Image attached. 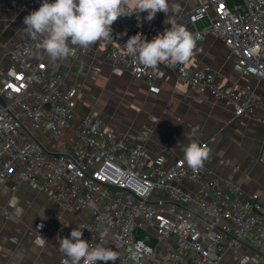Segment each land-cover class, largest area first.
I'll return each instance as SVG.
<instances>
[{
    "label": "built area",
    "instance_id": "2783aa9c",
    "mask_svg": "<svg viewBox=\"0 0 264 264\" xmlns=\"http://www.w3.org/2000/svg\"><path fill=\"white\" fill-rule=\"evenodd\" d=\"M4 1L24 16L42 3ZM197 1L182 20H205L194 33L222 39L243 72L264 81V0ZM140 17H121L112 25L105 53L158 92L156 73L124 48L138 33L151 40L164 32ZM36 44L25 34L0 53V179L10 180L13 191L27 183L71 214L89 213L75 224L50 212L34 223L37 234L53 235L59 250V239L70 238L79 225L89 243H104L103 233L106 246L118 253L115 264H230L228 250L264 249V195H247L205 163L193 171L183 156L150 155L93 113L79 117V88H68L62 72L49 70ZM162 64L179 83L214 97L236 117L264 125V92L223 82L208 64ZM58 143L64 148L57 149ZM259 161L264 165V139Z\"/></svg>",
    "mask_w": 264,
    "mask_h": 264
},
{
    "label": "crops",
    "instance_id": "0c3cea01",
    "mask_svg": "<svg viewBox=\"0 0 264 264\" xmlns=\"http://www.w3.org/2000/svg\"><path fill=\"white\" fill-rule=\"evenodd\" d=\"M169 3L175 6L168 14L169 21L184 25L196 37L194 53L188 61L190 66L208 64L219 80L240 82L264 92V81L246 75L236 58L229 56L230 49L222 39L194 33L205 25V20L194 24L182 20L183 14L197 6V0H169ZM140 15L146 17L147 13ZM166 18L163 12H158L152 21L165 31L171 27L165 23ZM47 63L51 72L65 75L68 88H79L76 101L79 117L93 113L106 128L125 136L131 144L144 146L150 155L164 153L171 160L183 156V147L192 139L188 133L196 129L195 139L210 149L205 164L213 173L238 182L247 195H264V165L259 161L264 125L248 116L236 117L214 97L179 83L173 69L162 63L150 68L156 73L154 83L159 87L154 92L147 80L134 77L122 64L107 57L103 41L87 50L77 49L63 61L50 63L47 58ZM56 148L63 149L64 143L56 144ZM50 212L75 224L89 216L63 210L45 192L27 183L21 190L13 191L10 180L0 179V264H62L53 235H43L48 240L44 247L34 243L39 235L33 229L34 223ZM226 261L264 264V249L242 245L237 252L228 250Z\"/></svg>",
    "mask_w": 264,
    "mask_h": 264
},
{
    "label": "clouds",
    "instance_id": "9594fccd",
    "mask_svg": "<svg viewBox=\"0 0 264 264\" xmlns=\"http://www.w3.org/2000/svg\"><path fill=\"white\" fill-rule=\"evenodd\" d=\"M175 6L169 0H42L39 8L24 17L23 32L37 41L38 50L46 54L50 63L63 61L77 49L87 50L112 37V25L121 17L141 13L152 21L158 12L166 15V28L148 40L142 33L131 36L124 44L127 55L145 68H156L161 63L185 64L193 56L196 37L184 25L170 22L168 14ZM192 139L183 147V158L188 167L198 171L210 155L206 144L195 139L196 129L188 133ZM83 226L73 229L69 237L59 239V251L66 259L64 264H108L118 259V253L107 247V237L101 233L104 243L92 244L82 238ZM34 243L44 247L48 240L41 234Z\"/></svg>",
    "mask_w": 264,
    "mask_h": 264
},
{
    "label": "rangeland",
    "instance_id": "374dc122",
    "mask_svg": "<svg viewBox=\"0 0 264 264\" xmlns=\"http://www.w3.org/2000/svg\"><path fill=\"white\" fill-rule=\"evenodd\" d=\"M23 20L24 17L19 10L3 0L0 1V49L24 36Z\"/></svg>",
    "mask_w": 264,
    "mask_h": 264
},
{
    "label": "water",
    "instance_id": "95a60500",
    "mask_svg": "<svg viewBox=\"0 0 264 264\" xmlns=\"http://www.w3.org/2000/svg\"><path fill=\"white\" fill-rule=\"evenodd\" d=\"M2 103H4L3 100H2Z\"/></svg>",
    "mask_w": 264,
    "mask_h": 264
}]
</instances>
